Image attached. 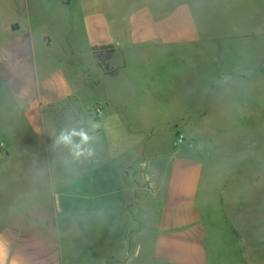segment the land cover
<instances>
[{"label": "rangeland", "instance_id": "374dc122", "mask_svg": "<svg viewBox=\"0 0 264 264\" xmlns=\"http://www.w3.org/2000/svg\"><path fill=\"white\" fill-rule=\"evenodd\" d=\"M10 23L19 25L16 35L30 33L39 44L38 61L51 60L53 70L63 69L73 83L84 75L86 86L74 85L80 109L97 119L100 100L129 101L132 112L150 118L146 123L164 124L142 132L144 141L156 136L160 148L170 143L182 157L203 161L199 199L209 234L206 264H264V0H0V44ZM44 35L50 44L41 43ZM102 44L115 52L101 68L91 48ZM105 66L118 69L117 77L105 76ZM173 78L179 86L170 91L166 85ZM155 79L165 84L163 96L153 93L157 98L145 94L139 83ZM8 108L9 102L0 99V116ZM70 108L68 103L56 108L60 121L69 117ZM104 113L109 127L119 125L114 107ZM14 121L20 130L0 123V238L16 225L44 234L51 217L44 204L32 206L27 196L44 184L16 183V159L28 153L16 147V139L34 140L22 120ZM143 140L132 149L137 159L144 154ZM32 153L39 157L43 151ZM128 161L120 157L114 164L103 163L94 179L122 187ZM103 201L119 205L121 199ZM123 235L118 230L115 241L112 231L101 240L107 242L102 258L115 249L113 264H156L142 261L147 252L130 261L131 247L120 245Z\"/></svg>", "mask_w": 264, "mask_h": 264}, {"label": "crops", "instance_id": "0c3cea01", "mask_svg": "<svg viewBox=\"0 0 264 264\" xmlns=\"http://www.w3.org/2000/svg\"><path fill=\"white\" fill-rule=\"evenodd\" d=\"M14 24L6 26L7 39L0 44V99L9 102V111L0 116V123L6 129L20 130L14 121L18 118L24 124L23 130L32 136L34 142H26L24 137L16 139V147L28 152L16 159V183L27 182L30 188L32 184H44L42 191L29 189L27 196L32 199V206L38 202L44 204L51 217L46 220L50 225L44 234L17 225L7 228L8 235L0 238V264H70V261L113 264L115 249L105 252L106 257L102 258L105 242L101 240H106L107 235L109 238L113 231L116 241L118 230L125 231L121 247L132 249L130 261L143 259L147 252V258L142 261L206 264L205 239L209 234L205 228V205L199 199L205 170L203 161L182 157L173 146L170 148V143L163 147L164 151L156 136L144 141L142 132L164 124L146 123L150 118L132 112L129 101L118 104L111 98L100 100L97 104H103L102 113L97 119L91 116L92 111L80 109L74 85L85 87L84 75L75 76L73 83L63 69L53 70L51 60L38 61L39 44L30 33L16 35L20 27L13 31ZM40 41L50 44L45 35ZM139 83L151 97H158L153 93L162 96L165 93V84L158 80H139ZM152 86L155 90L146 89ZM166 86L171 91L179 84L173 78ZM63 103H68L72 111L68 110L69 117L60 121L57 110ZM108 107H114L120 119L116 127L106 123L104 110ZM135 120L138 126H134ZM85 121L88 123L84 124ZM73 130H83L90 137L82 145V149L91 150L90 155L85 151L76 156L71 145L58 142L61 133ZM142 140L144 154L137 159L132 149ZM73 142L79 144L80 137L74 136ZM34 151L43 154L34 157ZM120 157L129 159L123 167L122 187L117 188L109 179H94L96 168L103 163L114 164ZM139 193H143L141 197ZM108 196L120 197V204L106 206L103 200ZM16 198H21L20 194ZM118 215L121 216L117 219ZM122 222L127 228L118 227Z\"/></svg>", "mask_w": 264, "mask_h": 264}, {"label": "trees", "instance_id": "16d2710c", "mask_svg": "<svg viewBox=\"0 0 264 264\" xmlns=\"http://www.w3.org/2000/svg\"><path fill=\"white\" fill-rule=\"evenodd\" d=\"M114 52L115 49L112 45L93 46L91 48V53L94 59L96 60V65L101 68L112 59ZM120 68H123V66ZM117 74H118V69H113V68H108L104 72L105 76L111 78L116 77Z\"/></svg>", "mask_w": 264, "mask_h": 264}, {"label": "clouds", "instance_id": "9594fccd", "mask_svg": "<svg viewBox=\"0 0 264 264\" xmlns=\"http://www.w3.org/2000/svg\"><path fill=\"white\" fill-rule=\"evenodd\" d=\"M74 136H79L80 137V143L79 144H75L73 142V137ZM90 139V137L83 131H75L73 130L72 132H67V133H61L60 137H59V141L58 142H62L66 145H71L73 150H74V154L76 156H80L83 155L85 151H87V153L90 155L91 154V150H85L82 149V145L86 144L88 142V140Z\"/></svg>", "mask_w": 264, "mask_h": 264}, {"label": "water", "instance_id": "95a60500", "mask_svg": "<svg viewBox=\"0 0 264 264\" xmlns=\"http://www.w3.org/2000/svg\"><path fill=\"white\" fill-rule=\"evenodd\" d=\"M17 29H18V25L14 24V25H12V26H11V30H13V31H14V30H17ZM104 69H105V70H107V69H108V67H107V66H105V67H104Z\"/></svg>", "mask_w": 264, "mask_h": 264}]
</instances>
